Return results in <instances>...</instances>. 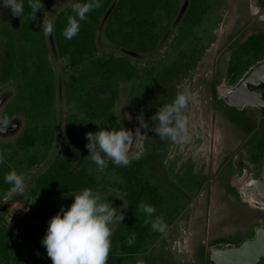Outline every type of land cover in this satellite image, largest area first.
<instances>
[{
  "label": "trees",
  "instance_id": "16d2710c",
  "mask_svg": "<svg viewBox=\"0 0 264 264\" xmlns=\"http://www.w3.org/2000/svg\"><path fill=\"white\" fill-rule=\"evenodd\" d=\"M53 1L42 0L43 8L37 10L33 19L27 0H24L21 17L0 8V87L11 84L15 89V95L3 108L1 117H22L24 128L15 144L19 149L31 148L32 164L38 163L48 154L59 129L56 104L58 87L61 85V98L66 107L59 151L47 171L49 176L54 174L56 178V186L51 190L68 192L87 187L96 191L101 185L105 189L103 185L110 183L105 172L112 171L122 183H111V186L123 192L128 209L123 223L115 226L110 237L111 248L106 264L133 263L130 261L133 256H140L136 263L171 264L163 257V250L157 252L153 248L162 234L153 231L150 224H145V214L137 209L141 201L154 206L156 211L150 219L162 216L168 228L183 208L176 204L179 198L177 194L183 193L173 194L169 191L173 183L167 181L160 151L165 140L147 129L149 144L145 145L146 151L140 157H130V164L126 167L107 161V167L100 171L87 157V142L78 133L77 127L85 124L97 130V125L119 129L120 124L113 118L112 109L118 97L119 85L125 82L131 83L132 90H136L131 93L132 104L149 127L153 126L150 117L159 107L172 102L175 97L174 85L193 68L194 62H186V49L176 54L167 52L164 57L150 59L142 67L132 63L127 54L143 57L158 55L156 52L161 48L159 43L178 10L180 0H101L100 7L88 13L86 21L80 22L78 34L67 40L61 32L67 17L74 15L69 0L54 16L52 49L49 36L44 35L41 25ZM213 1L188 0L176 32L177 44L187 39L189 30L209 14ZM112 4L113 9L103 20ZM99 29L103 35V45L120 49V56L112 52L98 53L100 48L96 35ZM253 36L257 43H264V38H261L264 35ZM253 38L251 36L247 40ZM247 57L252 65L264 57V53H255L252 57L248 54ZM59 62L63 65L58 76L53 64ZM230 69L234 70L232 67ZM105 93L107 95L102 96ZM64 157H67L66 162L62 160ZM159 174L166 179L169 188L162 187ZM189 181L191 183L192 179ZM176 188L178 192L183 191L179 186ZM99 194L118 207L117 200L109 194ZM72 200L66 198L62 203L48 208L30 207L19 218L21 221L48 222L61 206L67 207ZM133 234L135 242L128 246L126 241ZM227 239L236 245L243 241H234L232 237ZM35 248L38 249V246Z\"/></svg>",
  "mask_w": 264,
  "mask_h": 264
},
{
  "label": "rangeland",
  "instance_id": "374dc122",
  "mask_svg": "<svg viewBox=\"0 0 264 264\" xmlns=\"http://www.w3.org/2000/svg\"><path fill=\"white\" fill-rule=\"evenodd\" d=\"M68 1H53L45 14V19L53 21L54 16ZM246 2L247 0H214L209 14H206L195 28L189 30L187 39L177 44L176 32L188 5V0H180L178 10L159 43L161 48L156 52L158 55L143 57L127 54L132 63L142 67L150 59L164 57L167 52L176 54L177 51L186 49V62H194L193 68L174 85L175 96L184 88H187L192 96L183 110V115L189 122L187 127L189 138L186 142H172L165 139L160 149L167 181L173 183L169 188L166 179L159 174L158 179L162 182V187L169 188L173 194L183 193L177 194L179 198L176 200V204L182 205L183 208L179 210L166 233L162 234L153 245L157 252L164 251L163 257L167 258L171 264H213L208 259L210 251L237 247L235 242H228L227 238L232 237L234 241L248 239L256 229L264 225V201L253 197L250 189L242 190L243 185L258 178L262 168L264 115H260L255 109L244 110V115L251 118L253 133L258 135L254 147L255 150L258 149L260 156L258 165L254 167L248 159V148L244 146L246 141L243 142L247 134L229 125V122L224 119L227 108L222 102L213 101L210 91L211 86L236 83L251 66L247 55L252 57L255 53H264V43H257L255 36H252L254 37L252 40H247L251 34L264 32V23L249 22L250 13ZM113 4L105 12L103 20L110 14ZM246 21L249 23L244 26ZM96 38L100 48L99 54L112 52L120 56V49L103 45L100 29L97 31ZM62 65L63 63L60 62L53 64L58 76L62 71ZM58 88L56 110L59 129L49 150L50 158L56 156L59 151L63 131L62 119L66 107L61 98V85ZM13 89L11 84L0 87V99L4 101L2 106L11 100L8 96L12 94ZM132 91L136 90L135 88L132 90L131 83L125 82L119 85L112 116L120 127H124L133 134L129 158H138L146 151L145 145L149 144L147 142L149 136L147 129L140 126L139 119L145 120V118L141 117L140 111L132 104ZM229 110L237 113L234 109ZM125 113L130 119L125 118ZM18 116L8 119L9 124H15L16 127L10 131H0L1 141L11 143L24 128V120ZM77 131L85 139V133H94L97 129L82 124L77 127ZM0 155L3 156L4 162H9L1 149ZM105 159L106 162L111 161ZM62 160L66 162L67 157ZM105 173L110 183L103 185L105 189H102V185L98 186L99 189H96V192L109 194L111 198L117 200L119 208L123 200L125 201L123 192L112 187L111 183H120L121 179L113 175L112 171ZM189 179H192L191 183ZM178 186L183 191L178 192L176 188ZM244 192L253 197V202L246 199ZM14 199L11 195L0 202V217H4L8 222L22 214L24 210H28V204ZM27 201L31 203L29 199ZM139 257L133 256L130 260L133 263L125 264H142L136 263Z\"/></svg>",
  "mask_w": 264,
  "mask_h": 264
},
{
  "label": "clouds",
  "instance_id": "9594fccd",
  "mask_svg": "<svg viewBox=\"0 0 264 264\" xmlns=\"http://www.w3.org/2000/svg\"><path fill=\"white\" fill-rule=\"evenodd\" d=\"M31 9L32 19L37 10L43 8L42 0H27ZM101 5V0H70V8L74 15L67 17L66 25L61 35L71 40L80 30V22L87 20V14ZM0 8L8 9L13 16L21 17L24 13V0H0ZM53 21L43 17L41 29L45 36L53 33ZM40 29V30H41ZM192 96L187 88L178 91L170 104L159 107L150 117L152 127L143 119L140 126L151 129L162 140L172 142L188 140V119L183 115ZM125 118L130 119L127 113ZM120 120V116H119ZM7 117H0V128L7 129L9 125ZM97 125V124H96ZM96 132L85 133L87 143L85 148L87 156L97 167L103 171L106 167V159L116 166L126 167L130 164V147L133 145V134L124 127L119 129L104 128L97 125ZM3 156L0 155V162ZM5 184L11 186V190L17 194H23L26 183L25 177L18 174L15 169L10 170L3 177ZM72 196L73 200L67 207L61 206L59 211L48 221V226L41 239V245L45 248L47 256L52 264H106L110 248V237L116 225L123 223L128 209L123 200L121 207H114L107 198L93 191L91 188H83L79 191H68L64 198ZM138 211L145 214L144 223L150 224L151 229L165 234L167 226L162 216L153 217L156 209L145 201L137 205ZM135 242L133 234L126 243L131 246Z\"/></svg>",
  "mask_w": 264,
  "mask_h": 264
},
{
  "label": "crops",
  "instance_id": "0c3cea01",
  "mask_svg": "<svg viewBox=\"0 0 264 264\" xmlns=\"http://www.w3.org/2000/svg\"><path fill=\"white\" fill-rule=\"evenodd\" d=\"M11 92L12 94L8 96L9 99L15 95V89ZM5 105L2 106L0 112ZM13 117H17V115ZM17 136L11 143L0 139V149L9 160V162H0V202L12 195L22 203L28 204V209L30 207L48 208L62 203L66 199L64 194L67 192L52 191L51 189L56 186V178L54 174L49 176L47 173L55 156L50 158L48 152L38 163L32 164L29 154L32 152L31 148L19 149L15 144ZM12 169L25 177L24 195L13 192L11 186L3 181L4 175ZM26 212L27 210H24L23 213ZM21 216H16L9 222L4 217H0V264H52L45 248L41 245V239L46 232L48 222L21 221L19 218ZM35 246H38V249Z\"/></svg>",
  "mask_w": 264,
  "mask_h": 264
},
{
  "label": "water",
  "instance_id": "95a60500",
  "mask_svg": "<svg viewBox=\"0 0 264 264\" xmlns=\"http://www.w3.org/2000/svg\"><path fill=\"white\" fill-rule=\"evenodd\" d=\"M49 41L52 46L51 35ZM210 91L211 98L222 102L227 108L240 113L245 109H255L264 115V58L252 64L233 85L211 86ZM3 102L0 99V109ZM15 127V124H9L6 130L0 128V131H10ZM250 188L253 197L264 200V157L260 174ZM208 254L213 264H260L264 258V225L255 230L253 239L245 240L237 247L210 251Z\"/></svg>",
  "mask_w": 264,
  "mask_h": 264
},
{
  "label": "flooded vegetation",
  "instance_id": "af4514ba",
  "mask_svg": "<svg viewBox=\"0 0 264 264\" xmlns=\"http://www.w3.org/2000/svg\"><path fill=\"white\" fill-rule=\"evenodd\" d=\"M248 4V8H249V13H250V19H249V22L252 21L254 23H264V0H247L246 2ZM248 21H246L244 23V26H246L248 23ZM242 26V27H244ZM241 27V28H242ZM262 30V29H261ZM253 35H264V32H260V33H254V34H251L250 36H253ZM249 36V37H250ZM264 57H261L260 59L258 60H261L263 59ZM256 60V61H258ZM255 61V62H256ZM254 62V63H255ZM253 63V64H254ZM213 101L216 99H212ZM227 108V107H226ZM229 109H233V108H227L226 110V115L224 119H226V121L229 122V125L231 127H234V128H239V131L241 129V131L245 132L247 135L245 138H243V142H245L244 146L246 148H248V152H249V156H248V159H249V162L251 164H253V166H257L258 163H259V153H258V149L255 150V142H256V139L258 138V135H256L255 133H253V124L251 123V118H248L246 115H244V111L243 112H233ZM236 113V114H235ZM230 123H232L233 125H231ZM6 134V133H5ZM251 134V135H250ZM251 138V139H250ZM241 142V143H243ZM252 148V150L250 149ZM251 150V151H250ZM251 154V155H250ZM259 155V156H258ZM256 156L258 157L257 160H255ZM255 160V161H254ZM263 161V160H262ZM262 165V164H261ZM259 176V174H258ZM257 179V178H256ZM264 201V200H263ZM255 232V231H254ZM254 237V234L248 238V239H245V240H251L253 239ZM243 240V241H245ZM242 241V242H243ZM241 242V243H242ZM240 243V244H241ZM239 244V245H240ZM239 245H236V246H239ZM260 264H264V258L261 260V263Z\"/></svg>",
  "mask_w": 264,
  "mask_h": 264
},
{
  "label": "bare ground",
  "instance_id": "6f19581e",
  "mask_svg": "<svg viewBox=\"0 0 264 264\" xmlns=\"http://www.w3.org/2000/svg\"><path fill=\"white\" fill-rule=\"evenodd\" d=\"M254 181H252V182H250L248 185L247 184H245V185H243L242 186V190H244V191H246V189L247 190H251V186H252V183H253ZM246 195H245V197H246V199L248 200V201H250V202H253V197L252 196H250L249 194H247L246 192H244Z\"/></svg>",
  "mask_w": 264,
  "mask_h": 264
},
{
  "label": "built area",
  "instance_id": "2783aa9c",
  "mask_svg": "<svg viewBox=\"0 0 264 264\" xmlns=\"http://www.w3.org/2000/svg\"><path fill=\"white\" fill-rule=\"evenodd\" d=\"M23 214H24V213H22V214H20V215L18 214V215L21 216V215H23Z\"/></svg>",
  "mask_w": 264,
  "mask_h": 264
}]
</instances>
